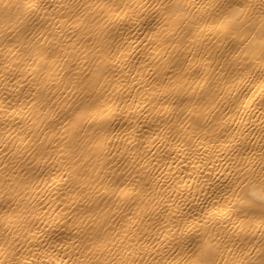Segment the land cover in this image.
<instances>
[{
    "label": "bare ground",
    "instance_id": "6f19581e",
    "mask_svg": "<svg viewBox=\"0 0 264 264\" xmlns=\"http://www.w3.org/2000/svg\"><path fill=\"white\" fill-rule=\"evenodd\" d=\"M259 4L0 0V264H264Z\"/></svg>",
    "mask_w": 264,
    "mask_h": 264
},
{
    "label": "snow or ice",
    "instance_id": "6c2138e0",
    "mask_svg": "<svg viewBox=\"0 0 264 264\" xmlns=\"http://www.w3.org/2000/svg\"><path fill=\"white\" fill-rule=\"evenodd\" d=\"M229 7H230V5H229ZM244 7L253 8V7H256V5L248 3V4L241 7V12H243ZM259 7L262 10H264V0H260ZM243 32H244V24L242 22L240 24V31H237L236 35L243 37ZM233 39H235V37H233ZM260 42L262 45H264V11L261 12ZM253 195H259V197L261 199H264V189H261L259 193L254 192ZM245 214H247V213H245Z\"/></svg>",
    "mask_w": 264,
    "mask_h": 264
}]
</instances>
